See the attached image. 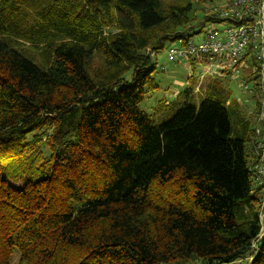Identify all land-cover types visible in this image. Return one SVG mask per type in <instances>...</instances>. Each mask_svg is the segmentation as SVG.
I'll list each match as a JSON object with an SVG mask.
<instances>
[{"label": "trees", "instance_id": "trees-1", "mask_svg": "<svg viewBox=\"0 0 264 264\" xmlns=\"http://www.w3.org/2000/svg\"><path fill=\"white\" fill-rule=\"evenodd\" d=\"M208 2L0 0V264H264L240 104L235 127L212 85L159 125L141 109L168 44L231 26Z\"/></svg>", "mask_w": 264, "mask_h": 264}, {"label": "rangeland", "instance_id": "rangeland-1", "mask_svg": "<svg viewBox=\"0 0 264 264\" xmlns=\"http://www.w3.org/2000/svg\"><path fill=\"white\" fill-rule=\"evenodd\" d=\"M215 2L217 5H222L224 0H215ZM204 7L205 9L213 8L210 2L204 4ZM198 18V27L192 31V34L201 31V13H199ZM226 26H228V23H208L203 29V33L194 35L193 40L196 43L200 42L206 33L213 32L214 30L221 31ZM171 47L183 49V46L177 42L175 44H168L158 54L156 57L157 67L154 73L158 90L147 96L141 103V109L148 113L156 121L157 125L169 117L166 113L168 109L164 107L165 104L175 103L173 106V110L175 111L183 105L199 108L210 90L208 87L212 85L217 99L229 109L231 122L234 127L238 124V121L235 115L231 113L230 103L240 104L246 114L251 129L257 126L259 117H256L253 112L256 109L257 101L261 102V97L258 96V100L256 101L251 92L253 87L252 83H246L243 80V76H247L251 71V66L247 69L248 64H246V67H243V72L236 74L230 70H227V73L220 72L216 67L222 61L220 59L210 61L209 59L199 58L197 62L195 61V65L189 60L170 62L167 54ZM188 88L191 90L190 94L184 95L183 93ZM19 258V252L15 251L11 264H18ZM250 261L251 257L248 255L236 264H249Z\"/></svg>", "mask_w": 264, "mask_h": 264}, {"label": "built area", "instance_id": "built-area-1", "mask_svg": "<svg viewBox=\"0 0 264 264\" xmlns=\"http://www.w3.org/2000/svg\"><path fill=\"white\" fill-rule=\"evenodd\" d=\"M211 10L218 19L229 22L231 26L208 32L200 42L189 40L183 49L171 47L167 56L170 62L220 59L222 61L216 65L219 71L230 69L240 74L246 67V61L242 60L247 50L252 49L261 87V110L254 142L256 161L251 168L254 184L263 193L259 212L261 234L252 244V248H256L264 234V0H227L221 8Z\"/></svg>", "mask_w": 264, "mask_h": 264}, {"label": "crops", "instance_id": "crops-1", "mask_svg": "<svg viewBox=\"0 0 264 264\" xmlns=\"http://www.w3.org/2000/svg\"><path fill=\"white\" fill-rule=\"evenodd\" d=\"M246 64H248V65H247V69H249V68H248V67H250L249 63H248V62H245V66H246ZM230 71H231V70H230ZM220 72L227 73L226 71H220ZM181 85H182V83H181Z\"/></svg>", "mask_w": 264, "mask_h": 264}]
</instances>
